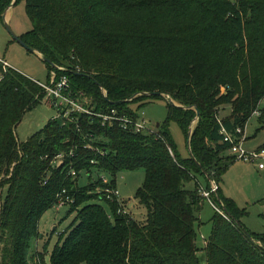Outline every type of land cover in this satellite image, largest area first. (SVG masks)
<instances>
[{
  "label": "trees",
  "instance_id": "obj_1",
  "mask_svg": "<svg viewBox=\"0 0 264 264\" xmlns=\"http://www.w3.org/2000/svg\"><path fill=\"white\" fill-rule=\"evenodd\" d=\"M13 1L0 0V18ZM22 1L32 27L20 39L55 64L59 69L45 63L96 113L115 110L134 119L148 99H165L156 94L177 105L168 103L166 122L151 134L77 115L75 123L52 118L20 143L15 129L45 93L0 63V188L8 190L0 204V264H46L32 246L43 216L60 205L69 207L67 216L76 215L50 264H200L197 227L206 199L199 184L185 188L197 174L207 181L204 189L211 188L208 179L218 186L211 200L230 215L216 212L211 219L207 264H264V234L243 225L246 212L220 188L227 163L235 160L224 157L229 145L221 129L245 130L255 112L264 127V0ZM162 20L172 23L168 30L150 28ZM204 47L214 50L207 49L206 59ZM224 106L231 115L218 122ZM197 117L183 159L168 125L177 122L187 139ZM139 170L145 181L135 200L146 210L143 220L122 213L127 202L106 192L117 189L118 174Z\"/></svg>",
  "mask_w": 264,
  "mask_h": 264
},
{
  "label": "rangeland",
  "instance_id": "obj_2",
  "mask_svg": "<svg viewBox=\"0 0 264 264\" xmlns=\"http://www.w3.org/2000/svg\"><path fill=\"white\" fill-rule=\"evenodd\" d=\"M3 17L4 14H2L0 18V59L6 61L11 68L23 75L40 83L47 84L55 73L48 70V67L37 55L38 53H28L21 44L14 40L7 29V27H9L19 38L31 29L32 25L26 14L24 1H19L8 11L6 18ZM171 24L172 23H166L162 20L160 23L150 28L155 31H165L169 29ZM207 49L211 54L214 52L213 49L207 47L201 48L204 59L207 58ZM167 50L168 49L165 48L162 52H166ZM166 61L167 60H165V63ZM48 75L50 79H48ZM136 97H138V95L134 98ZM167 98L168 97H166V99H148L146 104L138 111L140 116L144 114L142 117L148 122V129L157 130V124L162 125L166 122L168 116ZM174 103L177 105L176 102ZM137 106L138 105H134L133 108ZM260 108H264V100L261 102ZM231 112L232 109L229 106L219 108L217 113L218 122H223L225 118L231 115ZM56 115V110L52 108L48 102L43 100L24 115L22 121L15 129L17 140L20 143L26 142L30 137L42 130ZM194 126H196V123ZM168 129L173 138L177 153L183 159L188 158L189 149L183 130L175 121L169 123ZM245 135L247 139L243 143V149L246 152L251 153L257 151L256 149L259 147L264 146V127L260 125L259 116L253 115L250 118L245 127ZM224 157H232L230 150L224 153ZM258 163V161L244 162L240 160L228 162L227 169L222 176L220 188L225 198L233 200L239 209L246 212V216H244L241 221L243 225L250 232L263 235L264 171L258 169ZM93 177H95V175H93ZM194 178L193 181L185 184V188L188 191H194L197 184L203 188L207 187V181L203 176L197 174ZM144 181L145 172L143 170L122 172L116 177V186L119 196L122 201L127 202L125 211H127L130 216L140 220L146 217V210L135 200V195L144 184ZM87 182L86 175L82 174L79 178V186L84 187ZM217 190L215 193H217ZM7 193V187L0 188V204L5 202ZM96 193L98 194L99 191ZM202 204V210L199 213L202 225L197 227V246L200 250V264H206V254L203 249L211 235V219L216 215V211L211 206L209 200H205ZM68 210V206L60 205L48 211L41 220L40 236L38 240L33 243L32 254L36 252L45 254L46 264H50V254L54 251L59 239L69 229L75 218V213L67 216Z\"/></svg>",
  "mask_w": 264,
  "mask_h": 264
},
{
  "label": "built area",
  "instance_id": "obj_3",
  "mask_svg": "<svg viewBox=\"0 0 264 264\" xmlns=\"http://www.w3.org/2000/svg\"><path fill=\"white\" fill-rule=\"evenodd\" d=\"M4 68L9 67V65L0 60ZM37 84L43 89L45 93L44 100L50 104L57 112V115L53 117L56 120H61L63 124L65 123H75L77 115H86L91 117H98L101 121L102 127H113L114 125L120 126L124 130H130L134 133H153L156 130L148 129V122L138 114L136 118H131L127 115H121L117 111L112 110L106 114H98L95 112V108L87 104V99L83 93H73L70 89V83L67 77L63 76L59 80L56 79L54 74L51 80L47 84H43L37 81ZM105 94V92H103ZM254 115L259 116V112H255ZM222 135V142L229 145L230 153L235 160H240L244 162H256L258 161V169L264 170V148H261L254 152H246L243 149V143L246 141L245 130L242 128H237L234 133H229L226 129L222 128L220 131ZM65 156L63 154L59 155L54 166H60L64 161ZM71 175L74 177L76 174L72 172ZM101 179L104 184L108 183V177L101 175ZM217 190L216 184L213 182L210 190L204 189L202 186L199 187V194L206 200H209L213 209L219 213L224 218L228 217L224 212L211 200V194L215 193ZM100 192V190H99ZM107 194H112L118 200L121 201L117 189L106 190ZM121 212V211H120ZM119 212V213H120ZM124 214H129L127 211H122Z\"/></svg>",
  "mask_w": 264,
  "mask_h": 264
},
{
  "label": "water",
  "instance_id": "obj_4",
  "mask_svg": "<svg viewBox=\"0 0 264 264\" xmlns=\"http://www.w3.org/2000/svg\"><path fill=\"white\" fill-rule=\"evenodd\" d=\"M16 1H17V0H14L13 3L11 4V6H10V7L4 12V17H3V18L6 17L8 11L12 9V7L15 5ZM7 29H8V31L10 32V34L13 36L14 40H16L19 44H21V45H22V46L28 51V53H34V54H37L36 51L30 49V48H29V47H28V46H27V45H26V44H25V43H24L19 37H17V36H16V35L10 30L9 27H7ZM37 55H38V54H37ZM39 57L42 59V61H43L44 63L50 65L52 68H54V69H56V70L59 69V68H58L57 66H55V64H53L50 60L43 58L41 55H39ZM60 70H62V69H60ZM139 95H146V94H139ZM147 95H148V96H151L150 94H147ZM104 96L106 97V94H104ZM136 96H137V95H136ZM156 96H161V97H164V98L166 99V97H165L164 95H161V94H156ZM134 97H135V96H134ZM134 97H133V98H134ZM133 98H131L129 101H132ZM167 100H168V103H169L170 105H174V106H176L175 103H174V101H173L171 98H167ZM195 111L197 112V116H199L198 111H197L196 109H195ZM198 120H199V118L197 117L196 120L193 122V124L190 126V129H189V132H188L187 144H188L189 152H190L191 138H192V135H193V127H194V124L197 123ZM157 128H159V124H157ZM204 174H205V173H204ZM205 176L207 177L206 174H205ZM207 178H208V177H207ZM208 181L210 182L211 185L213 184V181H212L211 179H208ZM220 205H221V209H222V211L224 212V214H226L227 216H230V215L226 212V210H225L224 206L222 205V203H220Z\"/></svg>",
  "mask_w": 264,
  "mask_h": 264
},
{
  "label": "crops",
  "instance_id": "obj_5",
  "mask_svg": "<svg viewBox=\"0 0 264 264\" xmlns=\"http://www.w3.org/2000/svg\"><path fill=\"white\" fill-rule=\"evenodd\" d=\"M6 18V17H5ZM38 56H39V54H38ZM0 60H2V59H0ZM2 61H4V60H2ZM4 62H6V61H4ZM7 63V62H6ZM8 64V63H7ZM9 65V64H8ZM10 66V65H9ZM261 148H264V146L263 147H259L258 149H256V150H259V149H261ZM260 171H264V170H260ZM201 221V220H200ZM201 225H202V223H201ZM206 264H207V262H206Z\"/></svg>",
  "mask_w": 264,
  "mask_h": 264
}]
</instances>
